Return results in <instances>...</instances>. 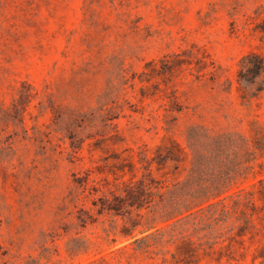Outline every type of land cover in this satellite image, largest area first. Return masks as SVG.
I'll list each match as a JSON object with an SVG mask.
<instances>
[{"label": "rangeland", "instance_id": "374dc122", "mask_svg": "<svg viewBox=\"0 0 264 264\" xmlns=\"http://www.w3.org/2000/svg\"><path fill=\"white\" fill-rule=\"evenodd\" d=\"M250 52L264 55V0H0V264H264V151L232 189L253 192L243 235H221L206 210L148 248L127 216L93 205L142 177L141 152L172 186L196 134L264 148V89L248 103L238 81ZM74 172L92 193L72 202Z\"/></svg>", "mask_w": 264, "mask_h": 264}, {"label": "trees", "instance_id": "16d2710c", "mask_svg": "<svg viewBox=\"0 0 264 264\" xmlns=\"http://www.w3.org/2000/svg\"><path fill=\"white\" fill-rule=\"evenodd\" d=\"M238 81L242 84V98L248 103L263 91V54L250 52L240 60ZM72 138L76 141L75 137ZM262 141L258 139L252 145L243 134L230 131L213 136L196 134L191 146L193 158L190 172L185 180L172 186L162 185L153 176L150 169L152 162L146 152H141L139 161L146 171L142 177L123 181L121 187L109 193L93 184L96 192L103 193L93 200V205L99 213L106 211L127 216L130 225H125L126 236L136 243H147L148 248L159 247L162 250L177 237H184L192 227L196 229L204 221L206 210L209 217L224 224L221 225L224 229L221 235L234 229L243 235L247 227L255 226L253 219L240 210L242 204L252 206L253 192L241 189L236 193L232 189L237 178H245L253 170L252 160L258 152L264 151ZM128 165L131 172L136 167L133 161ZM73 177L70 201L75 202L80 197L86 198L88 191L92 193L89 187L91 174L74 172ZM227 197L232 199L230 205L225 203ZM148 208L151 210L142 212ZM234 214H237L234 219L239 224H235L234 220L229 223ZM86 217L91 219L92 214L83 210L82 216H79L83 226L87 224ZM89 264H94V261Z\"/></svg>", "mask_w": 264, "mask_h": 264}]
</instances>
